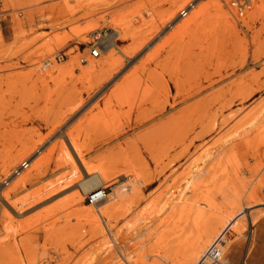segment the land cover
Masks as SVG:
<instances>
[{
	"label": "rangeland",
	"instance_id": "1",
	"mask_svg": "<svg viewBox=\"0 0 264 264\" xmlns=\"http://www.w3.org/2000/svg\"><path fill=\"white\" fill-rule=\"evenodd\" d=\"M217 1L194 0L192 7L186 9L182 7L186 0H0L1 191L12 188V181L18 177L16 172L31 173L33 177L30 184L19 188L12 197L13 202L18 203L33 198V202L31 200L21 207V211L19 209L22 217L14 221L4 216L6 204L0 192V264H89L93 251L103 243L102 238L90 240L84 219L85 206L90 205V201L87 197L79 201L77 183L49 196L47 193L38 195L44 187L71 171L61 162L65 134H71L83 147L91 168L114 169L111 170L110 185L105 189L106 195L110 196L119 181L121 166L124 162L135 161V153L143 148V136L148 132L161 129L176 133L184 126L177 119L205 113L201 116L203 126L208 124L211 114L231 117L232 138L243 120L264 110V0H253L251 9L241 20L235 18L227 0H220L224 11L211 7L191 32H181L176 26L183 19L179 16L182 11L189 13L185 17L188 19L198 7L214 5ZM173 12H178L176 19L166 23ZM115 29L121 31L117 46L124 52L133 51L147 42L118 79L136 70L135 78L147 81L149 77L144 85L150 89L157 85L159 103L166 102L163 120L140 126L141 94L134 97L123 93L107 106L101 101L90 114L101 100L97 99L67 125L55 130L69 110L61 98V89L77 87L86 97L84 88H89L98 78H85V67L97 65L106 58L101 53L99 58H91L90 49ZM60 56L64 59L60 60ZM84 57L88 59L87 64L80 62ZM69 61H75L71 75L63 77L54 73ZM200 89L203 93L194 96ZM208 101L213 103L209 104V112L205 110ZM153 108L143 106V115H160V109ZM205 138L211 139L210 136ZM247 139L244 142L240 137L231 141V147L238 144V148L231 156L232 199L231 206L224 209L227 215L254 205L253 201H247L250 191L255 192L256 198L264 199V134L262 131L250 132ZM27 149L34 152L24 158L22 155ZM177 151L165 150L164 164ZM11 161L10 169H6L5 165ZM39 163L43 165V173L36 176L33 170ZM24 164L27 166L23 167ZM182 164L170 166L166 173ZM85 176L83 171L82 180L87 178ZM235 178L238 183L233 180ZM246 189L250 191L246 192ZM32 194L45 198L36 203L41 198ZM217 199L222 202L220 197ZM253 209L246 212L247 215L258 212L256 222L251 226L245 217V224L240 221L237 225L241 228L246 225L243 236L238 237L235 229L227 233L226 242L218 251L220 262L217 264H264V206ZM169 216L156 219L150 225L152 232L130 243L129 252L139 256L144 254L149 264H171L162 258H174L179 251L178 231L183 229L178 226L177 216L173 215L172 221ZM166 217L169 224L164 226L162 222ZM27 219L30 224L26 223ZM126 231L124 228L122 232ZM163 231L167 232L164 240L160 237ZM174 240L178 242L174 244Z\"/></svg>",
	"mask_w": 264,
	"mask_h": 264
},
{
	"label": "bare ground",
	"instance_id": "2",
	"mask_svg": "<svg viewBox=\"0 0 264 264\" xmlns=\"http://www.w3.org/2000/svg\"><path fill=\"white\" fill-rule=\"evenodd\" d=\"M193 1L194 0H186L182 7L186 9L187 7H192L191 4ZM221 1L224 2V0ZM227 1L229 3V8L233 11L235 18L238 20L245 17L253 3V0ZM222 5L220 0L214 5L206 4L200 7L197 5L198 9H196L195 6L194 9L196 10L191 12V17L188 19H185V17L189 13H186V10H184L179 15L182 16L183 19H180L176 26H178L181 32H191L200 24L211 7L214 6L216 10L223 12ZM237 5L240 8L245 7L244 11H239ZM177 13L178 12H173L166 23L174 21ZM166 23H164V25ZM121 36V31L115 29L111 35L104 37L101 41L99 40L100 53L105 55L106 58L97 65L85 67L83 73L85 78H98L96 82L90 83L89 88H84L86 97L83 96V93L78 91L77 87L69 88L63 85L64 88L61 89V98L63 102L67 103L69 110L64 113L63 121L56 126L55 130L63 125H67L97 99V101H99V99L101 100L98 102L97 106L90 110V114L96 110V107H98L101 101L107 106L114 97H118L123 93L127 96L135 95L137 97L141 94L139 102L141 117L138 121L140 126L145 127L157 120H163V115H165L163 113L167 110L166 102L159 103L160 97L157 85H155L153 89L144 85L148 82L149 77L147 78L148 80L146 79L147 81H143V78H135L137 77L136 70L129 76H125L121 80L118 79L127 65L131 64L134 57L138 55L145 45H147L146 42L133 49V51L124 52L117 46V41H119ZM150 40H148V42ZM116 56H119V58H116ZM74 64L75 61H69L63 67L57 68L54 73L63 77L71 75ZM109 86V90L104 94V91ZM212 87L213 85L210 84V88ZM194 93V96H197L203 93V91L200 89ZM210 101L213 102V100ZM210 101H208L205 106V110L208 109V112ZM145 105H151L154 107L153 109L159 108L161 111L160 115L144 116L142 108ZM263 111L243 120L236 127L233 134L234 136L232 137L233 139L231 138V117L227 118L223 115L218 116L211 114L208 116V124L203 126L204 124L201 116L205 113L197 117L183 116L177 119V122L182 123L184 126L176 133L171 134V132L161 129L148 132L143 136V148L138 149L135 153V161L132 163L124 162L121 166L118 172L119 181H116V187L113 194H110V196L106 195L105 189L108 187V184L110 185L111 177L113 176H110V174L114 169H111V171L103 167L99 169L91 168L90 163L86 159L85 154L87 153H85L86 151L83 147H80L79 143L72 138L71 134H65L64 138L66 141L63 139L64 143L60 142L63 143L62 147H65L63 148L61 162L65 163V166L71 171L67 176H64V178H60L52 182L49 186L44 187L38 195L47 193L48 195L46 196H49L62 188L64 189V187L66 188L71 184L74 185L77 183V198L79 201H82L86 197L90 201V205L85 206L87 213L84 218L89 227L90 240L95 241L99 238L103 239V243L98 250L93 251L92 259L89 264H149L144 254L139 256L135 255L134 252H129V244H132L133 241L143 238L145 235H148L149 232H152L150 230V225L156 219L164 217L167 214L170 215L169 220L172 218L171 221L173 220V215L177 216L178 226H181L183 230L178 231L180 232L177 238L179 242L174 240V244L176 241L180 243L179 245L177 243L179 251L177 250L178 252H176L174 258L165 256L162 259L166 262H171V264H217L220 262L218 251L223 247L227 233L235 229L233 231H236L238 237L243 236L246 225L241 228L237 226L238 223L242 221L245 224L244 218L246 217V221L248 219L250 225L253 226L258 215V212H249L247 215L246 210L264 206V199H262V197L258 199L256 198L258 196H255V192H251L248 189L249 192L246 189V192H249V200L247 201H253L252 203H254V205L239 209L236 204V208L239 210L234 215H231V213L227 215L224 212L225 207L228 209L227 206H231V156L234 149L238 148V144H233L231 147V141L233 140L234 142V138L240 137L241 139L243 138L244 141V139H247L250 132L262 131V134H264ZM207 136H210L211 139L207 140L205 138ZM239 144H242V142ZM168 148L179 151L168 158L166 157L168 162L164 164L163 158H165V156H163V153ZM51 151L53 150L51 149ZM32 152H34L33 149H27L22 157H30ZM60 158L59 160H61ZM33 161H35V159ZM181 162H183V164L180 168L166 173L170 166ZM12 163V161L7 163L5 165L6 169H10ZM25 164L23 167L27 166ZM33 171L36 172V176H41L43 173V165L39 163L35 166ZM83 171L87 176L84 180H82ZM114 173H116V171ZM15 175L18 177L12 181V188L3 189L1 191L2 186L0 187L1 198L6 204V214H4V210L3 214L4 216L7 215V219L12 221L22 217L19 214L21 207L33 199L28 201L26 198L19 203L13 202L12 197L16 194L15 192H17L19 188L26 187L33 181L31 173L16 172ZM236 176L237 175H235V177ZM236 178L238 179L239 175ZM236 178L233 180L237 182L238 180ZM239 181V183H241V179ZM235 188L241 190L240 188H242V186L240 188ZM245 193L243 194L244 197ZM38 195L33 196L41 198ZM238 196L236 195L235 197ZM217 197H220L222 202H220V199L218 200ZM44 198L45 196H42L41 199L35 202L37 203ZM240 202L242 201L240 200ZM31 205L29 206L31 207ZM239 205L238 200V206ZM232 207H234V205ZM37 216L40 217L39 215ZM38 217L35 218L38 219ZM27 220V224H30V221L31 223L34 221L33 217L31 220ZM167 220V217L164 218L162 225H168L169 223H167ZM26 223H24L25 226ZM14 224L15 223L12 222V225ZM10 226L9 228L11 229ZM124 228L125 231L127 230L126 232H122ZM174 229L177 228L175 227ZM8 231L11 230L8 229ZM166 235L167 232L163 231L160 235L161 239L164 240ZM24 242H26V240ZM137 254L139 253L137 252ZM18 259L20 260V258ZM39 264H41V262H39Z\"/></svg>",
	"mask_w": 264,
	"mask_h": 264
},
{
	"label": "built area",
	"instance_id": "3",
	"mask_svg": "<svg viewBox=\"0 0 264 264\" xmlns=\"http://www.w3.org/2000/svg\"><path fill=\"white\" fill-rule=\"evenodd\" d=\"M244 8L245 7H238V5H237V9L239 10V11H241V10H243L244 11ZM241 16H242V13H241ZM90 57L91 58H99L100 57V47H99V43H97V44H95L94 46H92L91 47V49H90ZM64 59V57L63 56H60V60H63ZM81 63L82 64H86L87 63V58H82L81 60ZM47 66H48V64H47Z\"/></svg>",
	"mask_w": 264,
	"mask_h": 264
}]
</instances>
